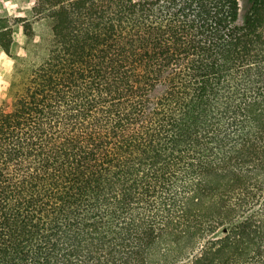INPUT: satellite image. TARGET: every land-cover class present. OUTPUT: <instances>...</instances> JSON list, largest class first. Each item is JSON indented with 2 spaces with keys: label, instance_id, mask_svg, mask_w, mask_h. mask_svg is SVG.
<instances>
[{
  "label": "trees",
  "instance_id": "trees-1",
  "mask_svg": "<svg viewBox=\"0 0 264 264\" xmlns=\"http://www.w3.org/2000/svg\"><path fill=\"white\" fill-rule=\"evenodd\" d=\"M0 56V264H264V0H34Z\"/></svg>",
  "mask_w": 264,
  "mask_h": 264
},
{
  "label": "rangeland",
  "instance_id": "rangeland-1",
  "mask_svg": "<svg viewBox=\"0 0 264 264\" xmlns=\"http://www.w3.org/2000/svg\"><path fill=\"white\" fill-rule=\"evenodd\" d=\"M34 0H0V10L6 11L9 15L19 18L25 17V12L29 9ZM241 8V17H243L249 8V0H239ZM42 36H47V30L45 28H39ZM15 44L12 46V54L16 55L18 52L22 53V47L25 42V38L21 34V29H15ZM38 40V39H37ZM35 57L38 58L41 51L38 49ZM13 61L5 56H0V103L6 96V88L8 81L13 72Z\"/></svg>",
  "mask_w": 264,
  "mask_h": 264
}]
</instances>
